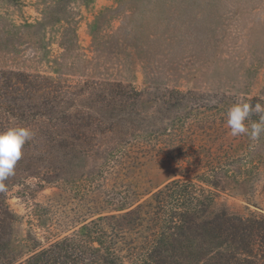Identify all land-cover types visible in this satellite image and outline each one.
I'll list each match as a JSON object with an SVG mask.
<instances>
[{
	"label": "rangeland",
	"instance_id": "1",
	"mask_svg": "<svg viewBox=\"0 0 264 264\" xmlns=\"http://www.w3.org/2000/svg\"><path fill=\"white\" fill-rule=\"evenodd\" d=\"M261 97L264 0H0V132H33L0 191L11 240L44 245L207 170L215 210L264 216V133L227 126Z\"/></svg>",
	"mask_w": 264,
	"mask_h": 264
},
{
	"label": "trees",
	"instance_id": "2",
	"mask_svg": "<svg viewBox=\"0 0 264 264\" xmlns=\"http://www.w3.org/2000/svg\"><path fill=\"white\" fill-rule=\"evenodd\" d=\"M210 171L175 176L133 207L99 213L44 245H14L6 205L0 264H256L264 257V216L215 210L223 191Z\"/></svg>",
	"mask_w": 264,
	"mask_h": 264
},
{
	"label": "clouds",
	"instance_id": "3",
	"mask_svg": "<svg viewBox=\"0 0 264 264\" xmlns=\"http://www.w3.org/2000/svg\"><path fill=\"white\" fill-rule=\"evenodd\" d=\"M254 114L259 115V120L251 122L249 126L247 122ZM227 126L232 136L245 134L252 141H257L264 133V104L257 102L253 105L240 99L227 112ZM32 136L31 129L23 126L10 127L0 132V191L6 189L4 181L15 174V166L23 155V146Z\"/></svg>",
	"mask_w": 264,
	"mask_h": 264
}]
</instances>
